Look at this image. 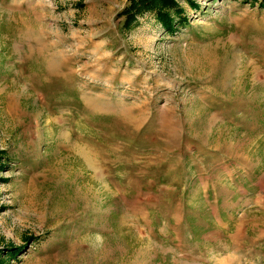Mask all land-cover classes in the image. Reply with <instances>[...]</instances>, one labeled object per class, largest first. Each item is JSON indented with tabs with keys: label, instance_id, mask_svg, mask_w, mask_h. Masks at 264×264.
Returning <instances> with one entry per match:
<instances>
[{
	"label": "rangeland",
	"instance_id": "1",
	"mask_svg": "<svg viewBox=\"0 0 264 264\" xmlns=\"http://www.w3.org/2000/svg\"><path fill=\"white\" fill-rule=\"evenodd\" d=\"M0 264H264V0H0Z\"/></svg>",
	"mask_w": 264,
	"mask_h": 264
},
{
	"label": "crops",
	"instance_id": "2",
	"mask_svg": "<svg viewBox=\"0 0 264 264\" xmlns=\"http://www.w3.org/2000/svg\"><path fill=\"white\" fill-rule=\"evenodd\" d=\"M257 197V196H256ZM255 199H257V198H255Z\"/></svg>",
	"mask_w": 264,
	"mask_h": 264
}]
</instances>
